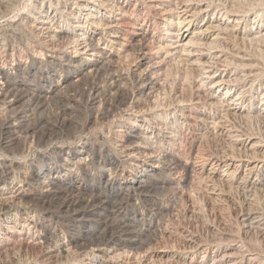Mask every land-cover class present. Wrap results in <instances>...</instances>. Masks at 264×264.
Returning <instances> with one entry per match:
<instances>
[{"label": "bare ground", "instance_id": "6f19581e", "mask_svg": "<svg viewBox=\"0 0 264 264\" xmlns=\"http://www.w3.org/2000/svg\"><path fill=\"white\" fill-rule=\"evenodd\" d=\"M10 1L0 0V18ZM131 1L31 0L13 30L31 40L0 32V60L19 55L11 70L0 67V151L10 157L0 159V215L20 212L28 230L7 225L0 256L40 240L45 264H262L264 250L249 248L234 229L202 236L195 226H173L169 195H183L193 213L202 190L208 207L232 209L238 230L264 243L256 201L264 199V145L250 132L264 124V65L256 56L264 55V0H133L130 12ZM63 20L74 21L72 29L58 26ZM43 51L45 68L38 67ZM26 52L30 63L21 68ZM129 56L131 85L120 68ZM174 64L193 76L192 98H176L171 108L187 125L179 140L155 111ZM81 94L91 120L79 124ZM134 114L152 115L163 134L148 137ZM97 116L126 122L109 143L100 135L74 142ZM206 139L217 142L214 151ZM99 177L106 178L97 185Z\"/></svg>", "mask_w": 264, "mask_h": 264}, {"label": "rangeland", "instance_id": "374dc122", "mask_svg": "<svg viewBox=\"0 0 264 264\" xmlns=\"http://www.w3.org/2000/svg\"><path fill=\"white\" fill-rule=\"evenodd\" d=\"M7 1H9V0H7ZM17 1H19V2L17 3ZM17 1L16 0L10 1L11 3L9 5H11V6H9V11L7 12L8 14H6L5 17L0 18V32L1 31L4 32V33L6 32L7 34L8 33H11V34L14 33L15 36H16V38L18 40H21L23 43H25V42H27L28 40H31V39H30V37L28 36V34L26 32L19 33L20 31H15V32L13 31L14 28H15V25H16V23L14 21L17 20V19H19L20 17L24 16V14L26 13V11L28 10V5H29V3H30L31 0H22V1L21 0H17ZM20 2H21V4H20ZM14 3H16V5ZM134 3L135 2L132 0L126 6V9L131 12L132 8H134V6H133ZM12 4L15 5V6L13 5L14 6L13 8H12ZM10 9H11V11L13 13L10 12ZM0 10H3V8L0 7ZM1 12L2 11H0V14H1ZM9 15H10V17H9ZM253 16H255V14L254 15H251L250 18L253 17ZM143 18L144 17L141 16L138 19V24L142 23ZM67 22H69V23H67ZM73 22L74 21L68 20L65 23V20H63V23H58V26L59 25L60 26H63L64 25L65 27H68L69 29H72ZM153 30L154 29H152V31ZM162 30H163V28H161V29L159 28L158 29L157 36H161ZM23 34L25 35V37H23L24 36ZM27 37H28V39H27ZM42 53L44 55H41V56L38 55V57L40 56V59H39L40 63L38 64V67L45 68L47 66V64H48L49 55L50 54L49 53H46L44 51ZM22 56H24V58H22L19 62H21L20 63L21 68H24L26 65H28L30 63V61L27 58V52H26L25 55H22ZM256 56H257V59L260 60L259 62L264 65V55H262L260 53V54H258ZM18 58H19V55H16V60L14 62H12L10 59H8L6 62L0 60V65H1L0 67H2L4 69H10V68L12 69L13 68L12 65H14L15 63L18 62L17 61ZM134 60L135 59H134L133 56H129V57L125 58V60H123L124 63L121 62V64H120V68L122 69V71L124 72V74L126 76V82H128L127 83L128 85H131L132 78H133L132 77V73H133V70H135ZM178 66L179 65L174 64V65H172V68H169V70L167 71L168 74L166 76V80H165V83H164V93L162 95L163 97L162 96L160 97L161 98L160 99L161 102L159 100L156 103V106H155V111H158L157 113L161 115L162 122L175 135V137H176L177 140L183 139L184 137H187V132H186L187 125H184V126L182 125L181 126L176 121H174V120H177L176 119L177 116L175 115V113L173 114V112L171 111V108H173L174 106H176V104H177L176 103V98L181 97L182 99H184V100L187 101V99L189 100V98L190 99L192 98V94H193V89H192V86L190 84L192 82V80H193L192 74L189 73V72H187V71H184L183 68H181L180 66L178 67ZM186 73H188V75H189V76H187L188 78L185 77V75H187ZM64 77H65L64 74L58 75L57 76V81L59 80L58 82H62L63 79H64ZM175 78H177V79H175ZM167 80H168V82H167ZM180 88H181V90H180ZM184 95H185V97H184ZM220 95H222V94H220ZM164 96H165V98H164ZM84 97L85 96L82 95V94L79 97V103L81 104V107H80V111L77 112V116H76L77 122L79 124L86 123L89 120H91L90 119V114H91L90 109L84 108L85 107V102H86L85 101L86 100V97L85 98ZM162 98H164V99H162ZM141 104H142L141 106H143L144 102H141ZM165 104L167 105V107H165ZM81 110H84V111H81ZM132 116H133V118H136L138 120L137 123L140 126H142L143 128H146L150 132V133H148V135H149L148 137H152L151 132H155L156 134L157 133L163 134L161 131L156 130L155 127L151 123H149L150 121L153 120L152 119L153 118L152 115H150V114H148V115H140V114L130 115V117H132ZM1 119H2V117H0V122H1ZM123 120L124 119L118 118L116 116V118L114 120L110 121L107 124L106 122L101 121L100 118H99V116H97L96 117V122H97L96 125L95 126H92L89 129H86L84 133L75 136V138L73 139V141L74 142H78L81 138H84V137L93 139L95 137H99V135H100V137H102V139H104L106 142L109 143L110 138H111V136L114 133V130H117L119 128V126L121 125V123L122 124H125L126 121H123ZM100 121H101V123H99ZM102 123H104V124H102ZM263 125L264 124H261V125L260 124H256L255 127L252 126L253 128L252 127L250 128V132L251 133H254V134L256 132V134H258V135H256V134L255 135L261 138V140L263 142V145H264V126ZM177 142H179V141H177ZM205 143H206L205 146H206L207 149H209L211 151H214V149L216 147L215 144L217 142L213 141L212 139H206L205 140ZM213 145H214V147H213ZM1 153L2 152L0 151V159L10 158V157H7V156L4 157L3 156L4 153H2V154ZM34 153L36 154L37 153V150L33 146V147H31L28 150V152L26 154V157L27 158H25V157L22 158L23 159L22 161L27 166H28L27 160L31 159V157H32V155ZM11 159H12L13 162H19V161H21L20 160L21 158L19 159V157H17V159L15 157L14 158H11ZM25 170L27 172V167H25ZM242 172H243V169H242ZM263 176H264V171L262 173V177ZM105 178L106 177H104L101 180L100 177H99V179L97 180V185H99V183L100 184H103ZM118 178H120V177H118ZM181 179L182 180L184 179V173L181 174ZM15 185L16 186H18V185L20 186L21 184L17 181ZM116 196H117V192L112 195V201L116 198ZM178 196H179V198H178ZM194 198L195 199H193V202L196 203L197 210L194 211L193 213H190V212L187 211L188 204H186V201L184 200L183 195H181V194H179V195H175V194L169 195V200H170L169 203L174 208V211H173V213H172V215L170 217L171 220L173 219L171 221L172 224H173V226H175V227H183V225H184L185 228L189 227L192 230H194L193 227L195 226L194 227L195 228L194 231H197L202 236L205 235V234H209L210 235V232H216V231L221 232V230L223 228H225V229H230L231 228L232 231L234 229L233 235L240 236V234H241V235H244L245 236L244 237V241L247 242V243L246 242L245 243H246V245L249 248H252V249L255 248V250L258 249L259 251H263L264 250V247H263L264 246V243L263 242H260L259 243L258 240L256 239V236L254 235V237H253V233L252 232L247 233V235H245V234H243L244 232H241V231L238 230V227L236 226V223H235V220H234V216L231 213L232 212V209H229L231 212L230 211L229 212H226V213L225 212H222L220 214V211L218 209H216L215 207H213L212 205H211V207H213V208L208 207L207 206L208 205L207 204L208 201H206L207 199L205 197V194L202 193V190L201 191L200 190L199 191H196L195 194H194ZM199 198H200V200H199ZM235 198H237V199H235ZM30 199H31V197L29 195H27V196L24 197L25 202H29ZM231 200L234 202V204L236 205V207H238V206L241 205L240 204L239 196H237V197L236 196H233V198ZM256 201H257V205L262 209V211H264V204H263L264 203V199L259 197L258 199H256ZM42 206H43L42 204H38L37 205V208L41 210ZM52 206L55 207L53 204H52ZM173 214L175 215L174 217H173ZM24 216L25 215H21L20 212L19 213H17V212L14 213L13 212L12 215H0V240H3V238H6V237L9 236L8 235L9 233H8V231L6 229V226L9 225V224L10 225H15V229H16L17 232L21 231V232H23V234L27 235L28 230L26 228L23 229V219H21V217L23 218ZM218 220H219V222H218ZM233 220H234V222H233ZM182 221H184V222H182ZM183 223H186V225L183 224ZM228 225H229V227H228ZM219 228H221V229H219ZM80 230H81V232H86L88 230V228L85 225H83V226H81V229ZM248 235L249 236L251 235V236L249 237ZM241 237H243V236H241ZM250 238H251V240H250ZM20 239H22V237L17 238V240H16L17 241L16 246H19L20 245V242H19V241H21ZM39 241L36 242L37 244H31V242L29 244H24V246H22V248H17V250L14 249L13 252L11 251V253L8 252L7 254H3L4 256L1 255L0 256V264H45L43 262L41 249H39L40 248ZM28 245H29V247H28ZM33 245H34V247H33ZM36 245H38L39 247L36 246ZM24 247H25V249H24ZM35 251H36L37 254L35 253ZM263 263H264V261L262 262V264Z\"/></svg>", "mask_w": 264, "mask_h": 264}]
</instances>
